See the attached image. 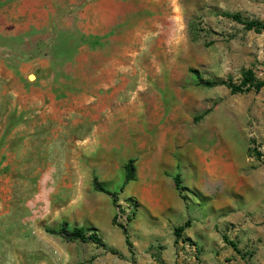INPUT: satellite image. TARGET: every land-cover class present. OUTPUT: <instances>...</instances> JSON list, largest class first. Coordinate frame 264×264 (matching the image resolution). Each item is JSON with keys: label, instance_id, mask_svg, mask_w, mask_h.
<instances>
[{"label": "rangeland", "instance_id": "374dc122", "mask_svg": "<svg viewBox=\"0 0 264 264\" xmlns=\"http://www.w3.org/2000/svg\"><path fill=\"white\" fill-rule=\"evenodd\" d=\"M236 14L264 26V0L0 1V264H126L49 230L83 228L113 249L104 235L121 214L131 240V159L202 168L198 209L219 220L264 196V88L198 79L238 86L251 70L264 81V28ZM236 241L242 259L221 264H253ZM175 247L170 263L154 247L156 264H201L194 244Z\"/></svg>", "mask_w": 264, "mask_h": 264}, {"label": "crops", "instance_id": "0c3cea01", "mask_svg": "<svg viewBox=\"0 0 264 264\" xmlns=\"http://www.w3.org/2000/svg\"><path fill=\"white\" fill-rule=\"evenodd\" d=\"M177 175L181 178L183 193L176 188ZM203 178L202 168H138L135 179L131 181L136 183V189L124 194L125 197H136L141 204L129 228L133 253L126 244L122 229L114 224L113 216L109 217L107 233L104 235L108 246L129 260L126 264H133V256L135 264H156L153 248L162 245L165 248L161 256L170 263L176 254L175 245L187 243L181 240L176 244L175 229L189 221L190 227L185 229L183 237L198 248L201 264H221L227 256L232 255L237 260L242 259L234 248H228L224 242L225 231L233 237L231 239L228 236L232 241L242 240L245 243L243 248L251 251L253 264H264V196L250 198L243 207L239 203L231 204L232 212L219 220L220 214L217 212L205 213L206 209H198L201 201L198 190ZM208 178L212 179L211 172ZM148 250L150 253H146ZM223 250L227 253L224 257L219 253Z\"/></svg>", "mask_w": 264, "mask_h": 264}, {"label": "trees", "instance_id": "16d2710c", "mask_svg": "<svg viewBox=\"0 0 264 264\" xmlns=\"http://www.w3.org/2000/svg\"><path fill=\"white\" fill-rule=\"evenodd\" d=\"M228 18H231L235 21H237L238 23H241L243 25H245L246 29L248 30H256L258 32L261 31V29L264 28L263 24L257 21H248V20H244L240 15L236 14V15H227ZM193 71V70H192ZM194 73H196V71H193ZM198 76V75H197ZM199 82L200 84L207 86V87H216L218 85H227L232 93L236 94V93H245L251 90H254L256 92H259L260 90H262L264 88V81H258L255 78V74L253 73V71L248 70L245 71L243 73V80L241 82L240 85H234L231 82L226 83V82H216V81H209V80H204L203 78H201L200 76H198ZM125 173H126V177H125V181L126 184H128L129 182H131L132 180L135 179L136 176V169H135V160L131 159L129 160L126 165H125ZM175 184H176V188L180 193L184 192V188L181 186V178L179 175L176 176L175 178ZM94 185L95 188L98 191L107 193L109 195H111L114 198V202L116 203L117 201V194L115 192H110L109 190L105 189L101 183L98 182L97 178H95L94 180ZM114 224L119 226L122 230L124 235L126 236V244L130 250V252L133 253V243L130 240V235L129 232L127 230V228L121 224H119L117 222V220L114 221ZM188 227H190V222H186L185 225L177 227L175 229V236H176V244L179 243V241H183L184 243H191L189 242V240L185 239L183 237V232L185 231V229H187ZM51 233L53 234H59L61 236H63L65 239H67L68 241H74V240H80L82 242H92L97 244L98 246L103 247L104 249H107L109 252H111L112 254H116V255H120V253L114 249H109L106 247L105 243L103 242V239L97 234V233H90L88 234L83 228H75L73 230H68L66 228V226L64 225L60 230H49ZM224 241L229 244L230 246H232L234 248V250L236 252H240L238 250V246L234 241H231L229 239L228 236L224 235ZM192 245V243H191ZM135 264V262H134Z\"/></svg>", "mask_w": 264, "mask_h": 264}, {"label": "built area", "instance_id": "2783aa9c", "mask_svg": "<svg viewBox=\"0 0 264 264\" xmlns=\"http://www.w3.org/2000/svg\"><path fill=\"white\" fill-rule=\"evenodd\" d=\"M120 215H121V214H118V216H117V222H118L119 224L125 226L124 223L121 222V220H120V217H121ZM129 218H130V214H128V215L126 216V220L128 221ZM120 222H121V223H120Z\"/></svg>", "mask_w": 264, "mask_h": 264}]
</instances>
